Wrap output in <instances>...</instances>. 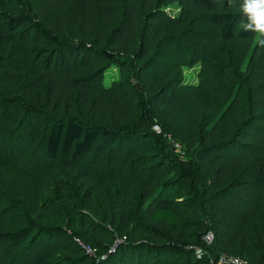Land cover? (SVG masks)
Instances as JSON below:
<instances>
[{"label":"trees","instance_id":"1","mask_svg":"<svg viewBox=\"0 0 264 264\" xmlns=\"http://www.w3.org/2000/svg\"><path fill=\"white\" fill-rule=\"evenodd\" d=\"M246 7L0 0V264H264V33Z\"/></svg>","mask_w":264,"mask_h":264},{"label":"rangeland","instance_id":"2","mask_svg":"<svg viewBox=\"0 0 264 264\" xmlns=\"http://www.w3.org/2000/svg\"><path fill=\"white\" fill-rule=\"evenodd\" d=\"M200 67L194 66L192 68L184 67L182 69L183 73V84L184 85H196L198 83V73H199ZM118 79V72L115 68H110L104 73L103 77V84L105 87H108L110 83L113 80ZM135 85L138 86L137 83ZM202 110H203V104H196L195 108L193 110H188L189 114L191 115L189 118H191L193 123L199 126L202 118ZM156 129H153L157 134L161 133L160 126L156 125ZM4 180V178H3Z\"/></svg>","mask_w":264,"mask_h":264},{"label":"built area","instance_id":"3","mask_svg":"<svg viewBox=\"0 0 264 264\" xmlns=\"http://www.w3.org/2000/svg\"><path fill=\"white\" fill-rule=\"evenodd\" d=\"M153 129H156V127H154ZM202 241L206 246L211 245L214 241L213 234L211 232H207L202 237ZM187 249L193 250L194 256L197 260H200L205 256V251L201 247H189ZM103 259H104V257L101 258V260H103ZM209 263L210 264H254V263H249L246 260L236 258V257H232V256H229L226 254H220L217 257L210 258Z\"/></svg>","mask_w":264,"mask_h":264},{"label":"clouds","instance_id":"4","mask_svg":"<svg viewBox=\"0 0 264 264\" xmlns=\"http://www.w3.org/2000/svg\"><path fill=\"white\" fill-rule=\"evenodd\" d=\"M246 11H249L257 23L259 33H264V0H246Z\"/></svg>","mask_w":264,"mask_h":264}]
</instances>
